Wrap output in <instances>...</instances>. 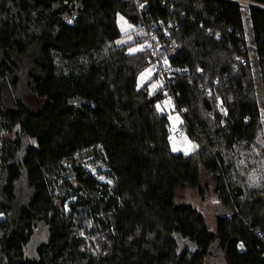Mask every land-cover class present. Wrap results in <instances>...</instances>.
<instances>
[{"label":"trees","instance_id":"obj_1","mask_svg":"<svg viewBox=\"0 0 264 264\" xmlns=\"http://www.w3.org/2000/svg\"><path fill=\"white\" fill-rule=\"evenodd\" d=\"M136 2L140 15L125 0H0V264H264V10ZM118 15L139 33L173 26L164 56L194 152H171L155 77L137 88L152 61L115 45ZM21 82L38 109L13 97ZM98 161L110 185L84 169ZM202 176L213 231L181 197L203 199Z\"/></svg>","mask_w":264,"mask_h":264},{"label":"rangeland","instance_id":"obj_2","mask_svg":"<svg viewBox=\"0 0 264 264\" xmlns=\"http://www.w3.org/2000/svg\"><path fill=\"white\" fill-rule=\"evenodd\" d=\"M116 23L118 26V30L121 33V37L115 42V45L117 47H123L126 45H131L130 48L128 49L127 53L132 54L140 51L142 49V44L141 43H134V40L136 37L140 36L139 32H135L134 25L129 23L123 16L118 15L116 19ZM135 50V51H132ZM143 74V76H142ZM154 77V65H151L144 69L137 77V88H141L145 84H147L152 78ZM19 86H17L15 91H11L13 97L17 99H22L24 102L28 103V105L32 109H38L41 105V103L37 100L34 99L30 96L29 92L27 91L26 87L23 85V83H19ZM159 89L156 85L155 81H152L148 85V91L150 94H153L155 91ZM159 111L168 114L169 116V122L171 126L177 127L180 118L177 114H170L169 111L167 110L165 103H162V105L158 106ZM263 139H264V123H263ZM169 146L170 150L172 153H182L185 155H188L192 152H194L197 149V145L188 139H180V140H169ZM22 156V155H21ZM84 169L91 174V176L99 183L101 184H106L110 185L111 182L107 178V176L104 175V172H106V168L104 165L101 164V161L98 162H88L87 164H83ZM102 178V179H101ZM22 181V180H21ZM202 185L208 186L207 189V194L203 199L199 198L197 195L196 191L189 190V191H183L182 192V200L185 202H188L192 204L205 218L207 225L209 226L210 230H214V225H215V213L217 211V197L213 192L212 187L210 186V182L208 179L204 176H202ZM17 194H18V199L20 201H26L27 198L29 197V189L23 182H20L16 186ZM65 192V190H62V193ZM66 194V192H65ZM75 202L73 198H69L67 203L64 205V212L65 214L70 213V206L69 204ZM84 228L88 232L90 231H95L93 224H86L84 225ZM86 236V235H85ZM87 238H90L93 242L95 241L94 236H86ZM222 261L217 260L212 261L209 264H221Z\"/></svg>","mask_w":264,"mask_h":264},{"label":"built area","instance_id":"obj_3","mask_svg":"<svg viewBox=\"0 0 264 264\" xmlns=\"http://www.w3.org/2000/svg\"><path fill=\"white\" fill-rule=\"evenodd\" d=\"M134 4L137 13L140 15L143 10V6L138 5L136 0H125ZM233 2L244 8H258L264 10L263 6L256 3L249 2L247 0H225ZM140 35L143 39L142 49L146 50L149 54V58L154 65V77L157 87L162 91V95L165 97V105L171 112H175L179 118L184 114V110L178 106L179 95L174 92L176 70L173 69L167 59L164 56V50L166 47L165 39L169 30L171 31L173 26L171 24H154L151 23L148 26H144L141 23ZM247 47L254 48L247 44ZM217 84V81L215 82ZM221 111L224 112L223 108ZM187 124L184 119L180 118V123L177 127L171 126L169 129L170 140L186 139Z\"/></svg>","mask_w":264,"mask_h":264},{"label":"snow or ice","instance_id":"obj_4","mask_svg":"<svg viewBox=\"0 0 264 264\" xmlns=\"http://www.w3.org/2000/svg\"><path fill=\"white\" fill-rule=\"evenodd\" d=\"M132 51H135V50H132ZM142 76H143V74H142ZM102 179V178H101Z\"/></svg>","mask_w":264,"mask_h":264}]
</instances>
